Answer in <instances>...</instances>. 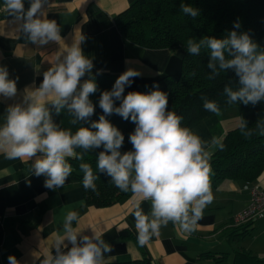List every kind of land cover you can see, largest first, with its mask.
<instances>
[{
	"label": "clouds",
	"instance_id": "clouds-1",
	"mask_svg": "<svg viewBox=\"0 0 264 264\" xmlns=\"http://www.w3.org/2000/svg\"><path fill=\"white\" fill-rule=\"evenodd\" d=\"M46 3L47 0H30L25 9L24 0H3L5 10L17 23V32L40 46L62 39L57 21L48 19L43 11ZM180 8L193 19L199 16L195 7L182 3ZM240 26L239 21L234 23V29ZM85 39L81 35L71 47L58 52L51 67L43 73L42 83L38 87H25L22 102L7 107L5 122L0 125V153L9 160H32L34 174L45 176L44 186L55 190L63 187L72 173L67 158L83 160L84 154L102 147L97 170L109 176L120 191L131 192L136 200L132 215L139 245L147 244L169 223L178 225L184 234H192L205 208L214 200L210 161L214 152L223 151L225 145L218 137L205 141L191 128L182 126L183 117L168 110V94L159 90L158 85L149 93L131 91L123 95L125 87L132 83L131 78L141 75L132 68L116 79L111 91L101 93L99 107L104 114L92 121L90 127H79L73 133L57 125L50 106L57 115L67 109L74 117L70 121L73 125L94 114L89 97L97 92V84L92 78L82 80L94 67L80 46ZM202 49L210 55L209 79L228 70L238 77V89L224 88L228 104L255 106L264 101V50L247 32L238 34L233 30L224 39L187 40L186 50L190 55L198 56ZM16 95V80L9 79L7 67L0 66V96ZM201 99L205 111L219 114L215 101ZM115 101H120L119 106ZM112 114L131 119L136 125L129 136L133 150L121 152L125 137L106 119ZM238 127L246 138L254 134L264 136V118L251 129L241 117ZM79 169L83 173V187L98 195L95 183L98 176L91 165L82 162ZM142 201H150V213L144 212ZM83 205L84 201L78 202V206ZM73 222L79 224V212L75 208L64 214L62 230L54 234L51 250L40 264H105V254L111 252V247L102 234L93 230L91 236L85 235ZM8 261L20 264L13 255Z\"/></svg>",
	"mask_w": 264,
	"mask_h": 264
},
{
	"label": "crops",
	"instance_id": "crops-1",
	"mask_svg": "<svg viewBox=\"0 0 264 264\" xmlns=\"http://www.w3.org/2000/svg\"><path fill=\"white\" fill-rule=\"evenodd\" d=\"M133 1L47 0L43 11L48 19L57 21L62 39L43 46L31 43L25 34L17 32L14 18L2 10L0 66L7 67L9 79L16 80L17 95L0 96V125L5 122L7 107L22 102L25 87H38L57 53L71 47L81 35L86 38L80 45L83 53L94 65L82 80L98 72L122 74L129 68L136 69L141 75L131 78V85L125 87L126 96L131 91L146 92L163 77L177 78L182 50L145 48L121 37L114 18ZM29 4L30 0H24L25 9ZM239 122V110L232 105L220 109L219 114L204 117L191 130L205 141L214 136L222 140ZM32 163V160H9L0 153V264H9L10 255L20 264H40L51 250L54 234L62 230L64 214L71 208L79 212V224L73 222L74 227L89 236L93 230L99 232L110 245L105 262L146 257L152 264H264V217L241 226L232 223L233 216L250 203L249 187L258 184L264 188V171L253 182L214 181L211 167L214 200L205 208L197 229L187 235L178 225L169 223L141 246L132 215L136 204L133 195L104 207L88 206L79 182L72 175L63 187L48 189L44 186L46 177H37ZM79 201H84L82 207L78 206ZM140 206L150 213V201H142ZM241 252L255 262L237 257Z\"/></svg>",
	"mask_w": 264,
	"mask_h": 264
},
{
	"label": "trees",
	"instance_id": "trees-1",
	"mask_svg": "<svg viewBox=\"0 0 264 264\" xmlns=\"http://www.w3.org/2000/svg\"><path fill=\"white\" fill-rule=\"evenodd\" d=\"M187 4L199 9V16L195 19L185 15L180 8ZM116 27L124 40L151 49L164 48L170 51L182 50L181 71L177 78L163 77L144 93H149L158 85L159 90L168 94V110L183 117L182 126L191 128L204 117L212 114L203 108L202 97L215 101L219 108L235 105L239 110V118L246 120L248 127L254 129L256 122L264 118V101L255 106L242 103L228 104L224 95L225 86L234 90L239 88L238 77L232 70L221 72L214 79H209L211 70L207 67L210 59L209 52L202 49L200 55H190L186 50L188 39L199 41L204 37L217 39L227 38L233 30L238 34L247 32L252 40L264 50V0H135L125 10L115 15ZM239 21L240 28L234 29V23ZM195 73V75H192ZM119 73L98 72L89 78L95 80L97 92L90 94L89 99L94 105V114L88 120L79 121L73 125L74 118L67 109L59 115L55 109L50 111L53 121L61 128L70 129L73 133L79 127H90L92 121H97L103 115L99 107V99L103 91H111ZM125 95V92L124 94ZM119 106L120 101H115ZM124 135L121 152L133 150L129 136L136 125L124 120L117 114L106 116ZM225 148L216 150L211 159L214 181L221 179L253 182L264 171V136L254 134L246 138L235 127L226 132L222 139ZM78 153L80 149L76 150ZM103 148H96L84 154L83 160L69 158L72 166L71 175L82 190L85 205L104 207L125 199L131 192L120 191L111 178L97 170L96 161ZM89 163L98 176L96 185L99 194L83 187V173L79 169L80 163ZM237 257H244L252 262L255 260L246 253H238ZM257 261V260H256ZM105 264H152L148 258L125 261H106Z\"/></svg>",
	"mask_w": 264,
	"mask_h": 264
},
{
	"label": "built area",
	"instance_id": "built-area-1",
	"mask_svg": "<svg viewBox=\"0 0 264 264\" xmlns=\"http://www.w3.org/2000/svg\"><path fill=\"white\" fill-rule=\"evenodd\" d=\"M4 6L0 7V12L4 10ZM250 203L242 211L233 216V225L241 226L252 220L264 217V188L258 184L249 187Z\"/></svg>",
	"mask_w": 264,
	"mask_h": 264
},
{
	"label": "rangeland",
	"instance_id": "rangeland-1",
	"mask_svg": "<svg viewBox=\"0 0 264 264\" xmlns=\"http://www.w3.org/2000/svg\"><path fill=\"white\" fill-rule=\"evenodd\" d=\"M235 108H236V106H235Z\"/></svg>",
	"mask_w": 264,
	"mask_h": 264
}]
</instances>
